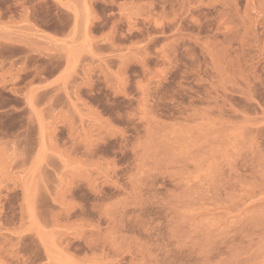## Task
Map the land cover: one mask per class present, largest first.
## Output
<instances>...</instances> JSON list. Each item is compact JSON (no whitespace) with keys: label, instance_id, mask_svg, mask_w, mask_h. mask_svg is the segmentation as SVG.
Returning <instances> with one entry per match:
<instances>
[{"label":"rangeland","instance_id":"374dc122","mask_svg":"<svg viewBox=\"0 0 264 264\" xmlns=\"http://www.w3.org/2000/svg\"><path fill=\"white\" fill-rule=\"evenodd\" d=\"M0 264H264V0H0Z\"/></svg>","mask_w":264,"mask_h":264}]
</instances>
